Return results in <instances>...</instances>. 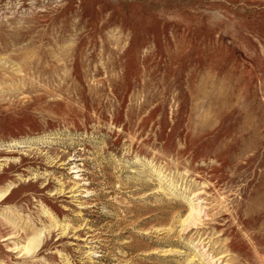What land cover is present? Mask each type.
<instances>
[{"label":"rangeland","instance_id":"obj_1","mask_svg":"<svg viewBox=\"0 0 264 264\" xmlns=\"http://www.w3.org/2000/svg\"><path fill=\"white\" fill-rule=\"evenodd\" d=\"M212 263L264 264V0H0V264Z\"/></svg>","mask_w":264,"mask_h":264},{"label":"bare ground","instance_id":"obj_2","mask_svg":"<svg viewBox=\"0 0 264 264\" xmlns=\"http://www.w3.org/2000/svg\"><path fill=\"white\" fill-rule=\"evenodd\" d=\"M199 208V207H198ZM196 206H193V208H192V212H191V218H192V216L194 215L195 216V214H199V212H200V209H198ZM193 216V217H194ZM198 216H200V215H198ZM194 219V218H193ZM220 260V259H219ZM222 263V262H221ZM212 264H214V263H212Z\"/></svg>","mask_w":264,"mask_h":264}]
</instances>
